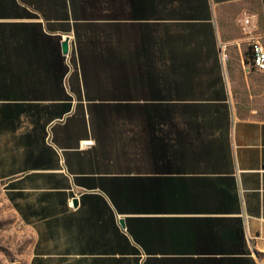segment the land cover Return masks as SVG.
Segmentation results:
<instances>
[{
	"label": "crops",
	"instance_id": "0c3cea01",
	"mask_svg": "<svg viewBox=\"0 0 264 264\" xmlns=\"http://www.w3.org/2000/svg\"><path fill=\"white\" fill-rule=\"evenodd\" d=\"M0 23V66L19 69L0 81L17 85L9 87L17 98H0V181L34 233L28 264H111L126 244L144 242L168 250L158 253L165 264H264V120L240 115L233 99L239 75L252 70L250 37L264 43V0H0ZM208 31L223 76L204 73L218 65ZM156 51L179 52L193 71L93 74L109 57L121 65ZM122 82L136 83L140 101L150 96L143 84H165L168 97L193 107L162 124L133 108L125 140L96 141L76 117L89 119L90 104L116 97L105 85ZM85 139L93 144L80 145ZM128 222L147 240H136Z\"/></svg>",
	"mask_w": 264,
	"mask_h": 264
},
{
	"label": "trees",
	"instance_id": "16d2710c",
	"mask_svg": "<svg viewBox=\"0 0 264 264\" xmlns=\"http://www.w3.org/2000/svg\"><path fill=\"white\" fill-rule=\"evenodd\" d=\"M145 7V5H133L134 9H139L141 11V8ZM3 24L0 23V31L3 28ZM139 31H146L145 25L139 24ZM155 31H158V26L154 27ZM168 31H177L175 28L173 29H167ZM166 31V28H165ZM207 36V44L211 49V52L216 57V60L218 61V65L216 70L211 68L209 70H206L204 72L205 74L214 75L215 71L219 73L220 76H223V67L220 61V55H219V46L216 40L215 35L212 34V31H208ZM172 44L174 41H177V38L173 36ZM112 54L113 53H109ZM136 55H139V59L133 62H130L129 60L123 61L120 64L114 65L113 57H109L107 59V66L105 68H100V73H93V74H104L106 76L110 77H129L133 76L132 79H143L144 77H149L152 79L157 78H163L164 76H179V75H189L191 74L190 71H193L192 69H189L187 66H181L179 60L180 53L176 51H156V52H139L136 53ZM76 54L74 53V60L76 58ZM63 60L65 61L66 65L69 67V63H71L72 58L69 62H67L66 56L62 55ZM78 60V59H77ZM216 63V62H215ZM3 63L0 62V65ZM66 68V71L69 68ZM91 70H97V69H91ZM197 70V72H201ZM20 73H22L20 71ZM197 73V74H198ZM203 74V73H200ZM19 75V69L17 68H10V67H3L0 66V81H2L5 77H17ZM136 85V83L133 82H122V83H111L107 86V90L111 93L112 96H116L115 98L109 99L107 101H101V102H93L90 104L89 112L90 116L89 119H87L85 116H83L81 119L76 117V122H80L81 124L90 125L92 128L93 135L97 136L94 138L96 141L102 142L105 141H111L115 140V138H119V140H125V137L129 135L128 130L123 129H129L130 125L133 123L132 118V109L138 108L144 110V112L148 113L150 110L152 112L151 115H149V122L150 123H176L177 121L172 116V112L174 109L182 107V108H190L193 107L191 103H186L184 105H181L180 103H177L171 99V97L167 96V93L164 91L165 84L161 83H149L148 85L143 84L142 86H149L150 88V96H142L145 97L146 100L140 101L139 98H136L137 96H132L131 94V88L132 86ZM17 85H9L4 84L3 82H0V98L2 96H11L12 98H17L16 94L10 93L11 88ZM11 92H15V90L12 88ZM168 99V100H167ZM171 99V100H170ZM192 105V106H191ZM2 105L0 104V127L2 125ZM107 126V128H106ZM120 126V127H115ZM108 129L107 131H104L103 129ZM114 128L118 130H114ZM120 129V130H119ZM46 140L49 146H51L54 150V142L53 139H51V136L49 135L47 131ZM87 140V139H85ZM80 141V145H81ZM93 147V146H92ZM56 150L59 152L60 149L56 148ZM55 150V151H56ZM125 200V196L122 197ZM128 230L130 233H132L136 240L138 241H146L147 240V234L145 230H143L141 233L137 234L134 233L133 230H131L130 224L128 222L127 224ZM127 229H123V235H125ZM129 243V242H128ZM140 246V247H138ZM141 248V249H140ZM162 244H148V243H140L137 244H126L123 250V253L127 254L126 256H123L117 260H114L111 264H165V261L163 260L162 255H158V253H162L164 250ZM142 250V251H141ZM168 251V250H167ZM146 254V258L143 260V254ZM166 260V264H169L168 259ZM31 264H46V261L42 260H33ZM62 264H101V260L97 257L92 258L89 261H83V260H75V261H68L64 262Z\"/></svg>",
	"mask_w": 264,
	"mask_h": 264
},
{
	"label": "rangeland",
	"instance_id": "374dc122",
	"mask_svg": "<svg viewBox=\"0 0 264 264\" xmlns=\"http://www.w3.org/2000/svg\"><path fill=\"white\" fill-rule=\"evenodd\" d=\"M234 105L240 115L264 120V73H241L233 86ZM34 233L18 218L0 181V264H28Z\"/></svg>",
	"mask_w": 264,
	"mask_h": 264
},
{
	"label": "built area",
	"instance_id": "2783aa9c",
	"mask_svg": "<svg viewBox=\"0 0 264 264\" xmlns=\"http://www.w3.org/2000/svg\"><path fill=\"white\" fill-rule=\"evenodd\" d=\"M250 19L246 18L245 23H249ZM250 44V62L249 65L252 69H256L259 71H262L264 73V43L256 38V37H250L249 39ZM227 55L224 54L223 57L225 58ZM93 144V140L87 139L82 140L81 145L82 146H90Z\"/></svg>",
	"mask_w": 264,
	"mask_h": 264
},
{
	"label": "water",
	"instance_id": "95a60500",
	"mask_svg": "<svg viewBox=\"0 0 264 264\" xmlns=\"http://www.w3.org/2000/svg\"><path fill=\"white\" fill-rule=\"evenodd\" d=\"M62 47H63V52L67 53V51H68V40L63 41ZM73 203L76 205L78 203V199H74ZM120 224L124 229H126L125 220L123 218H120Z\"/></svg>",
	"mask_w": 264,
	"mask_h": 264
}]
</instances>
